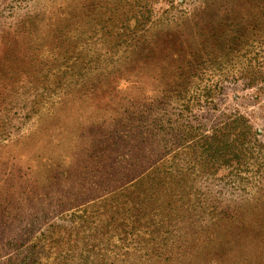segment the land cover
Here are the masks:
<instances>
[{"label": "rangeland", "instance_id": "obj_1", "mask_svg": "<svg viewBox=\"0 0 264 264\" xmlns=\"http://www.w3.org/2000/svg\"><path fill=\"white\" fill-rule=\"evenodd\" d=\"M0 264H264V0H0Z\"/></svg>", "mask_w": 264, "mask_h": 264}]
</instances>
